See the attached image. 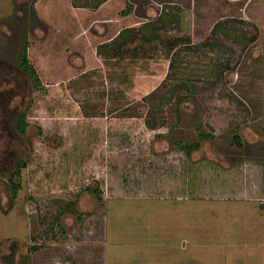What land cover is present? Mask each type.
<instances>
[{
    "label": "rangeland",
    "instance_id": "rangeland-1",
    "mask_svg": "<svg viewBox=\"0 0 264 264\" xmlns=\"http://www.w3.org/2000/svg\"><path fill=\"white\" fill-rule=\"evenodd\" d=\"M102 1L0 0V264H264V0Z\"/></svg>",
    "mask_w": 264,
    "mask_h": 264
},
{
    "label": "trees",
    "instance_id": "trees-1",
    "mask_svg": "<svg viewBox=\"0 0 264 264\" xmlns=\"http://www.w3.org/2000/svg\"><path fill=\"white\" fill-rule=\"evenodd\" d=\"M107 0H103L102 2H100L96 8H100L101 5H103ZM21 66L24 70L25 73H27L28 75L32 76L35 81H36V84L41 88V83H40V79H39V76L38 74L36 73V70H34V67L33 65L30 63L29 61V58H28V54L26 51H24V53L22 54V57H21ZM27 127H28V124L26 122V115L23 116L22 118V121L20 122V126H19V130H20V134H22L23 136H25L26 134V131H27ZM207 137L209 138H212V136L210 135H207ZM205 137V138H207ZM203 138V137H202ZM235 142L238 146L241 147V141L239 138L235 137ZM183 151L186 153L187 156H191L195 150L199 149V145L196 144L194 146H184L182 147ZM19 169H17V171L15 172L14 174V177L18 176L20 174V171H21V167H24V164L21 163V165L18 166ZM18 190V187H16L15 185L13 186V192H17Z\"/></svg>",
    "mask_w": 264,
    "mask_h": 264
}]
</instances>
